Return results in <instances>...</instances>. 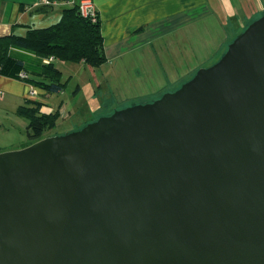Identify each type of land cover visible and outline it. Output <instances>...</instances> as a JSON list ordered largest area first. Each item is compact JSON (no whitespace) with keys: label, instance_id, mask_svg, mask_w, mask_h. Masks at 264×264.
<instances>
[{"label":"water","instance_id":"obj_1","mask_svg":"<svg viewBox=\"0 0 264 264\" xmlns=\"http://www.w3.org/2000/svg\"><path fill=\"white\" fill-rule=\"evenodd\" d=\"M175 92L0 153V264H264V16Z\"/></svg>","mask_w":264,"mask_h":264},{"label":"rangeland","instance_id":"obj_2","mask_svg":"<svg viewBox=\"0 0 264 264\" xmlns=\"http://www.w3.org/2000/svg\"><path fill=\"white\" fill-rule=\"evenodd\" d=\"M197 1L199 14L207 8L208 15L158 42L114 56L98 68L58 61L66 88L60 94L40 97L49 104L44 107L46 112L61 110L62 117L44 138L79 131L116 109L151 103L175 92L199 70L216 64L226 53L227 45L264 16V0ZM27 126L26 119L0 108L2 147L15 151L21 144L29 143ZM12 145L15 149H9Z\"/></svg>","mask_w":264,"mask_h":264},{"label":"crops","instance_id":"obj_3","mask_svg":"<svg viewBox=\"0 0 264 264\" xmlns=\"http://www.w3.org/2000/svg\"><path fill=\"white\" fill-rule=\"evenodd\" d=\"M53 8L49 13H38L43 0H0V38L12 34L24 37L29 29H43L56 25L62 18L66 5L78 0H52ZM102 25L106 55L113 59L132 52L145 44L158 42L170 33L190 27L200 17L208 15L198 11L197 0H93ZM185 2V4H184ZM28 63L36 62V56L20 51ZM35 93V94H34ZM42 96L44 91L33 86L0 75V108L15 112L27 100L41 102L49 106ZM37 96V97H36ZM60 114H61V110ZM53 112V111H52ZM17 115V114H16ZM62 117V114H61ZM28 143L21 144L19 149ZM15 145L12 148L15 149ZM9 151L3 148L0 135V153Z\"/></svg>","mask_w":264,"mask_h":264},{"label":"trees","instance_id":"obj_4","mask_svg":"<svg viewBox=\"0 0 264 264\" xmlns=\"http://www.w3.org/2000/svg\"><path fill=\"white\" fill-rule=\"evenodd\" d=\"M53 4H45L38 13H49ZM80 0L72 2L62 11L59 23L43 29H29L24 37L14 34L0 38V75L23 81L48 95L64 92L66 83L57 67L58 61L84 63L98 68L108 60L100 18L94 22L82 16ZM20 51L31 52L36 62L28 63ZM43 104L27 100L17 110V116L28 121L30 146L55 129L61 119L59 110L44 113ZM26 146V147H27Z\"/></svg>","mask_w":264,"mask_h":264},{"label":"built area","instance_id":"obj_5","mask_svg":"<svg viewBox=\"0 0 264 264\" xmlns=\"http://www.w3.org/2000/svg\"><path fill=\"white\" fill-rule=\"evenodd\" d=\"M44 4H50L48 0H43ZM79 10L84 17L91 18L94 22L98 19L97 10L93 0H80ZM35 94V93H34Z\"/></svg>","mask_w":264,"mask_h":264}]
</instances>
